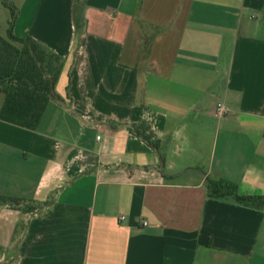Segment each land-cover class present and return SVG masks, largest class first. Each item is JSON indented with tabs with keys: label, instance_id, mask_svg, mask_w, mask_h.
I'll return each instance as SVG.
<instances>
[{
	"label": "crops",
	"instance_id": "1",
	"mask_svg": "<svg viewBox=\"0 0 264 264\" xmlns=\"http://www.w3.org/2000/svg\"><path fill=\"white\" fill-rule=\"evenodd\" d=\"M76 1L7 0L64 68L37 130L0 121V195L37 205L0 207V264H264V212L206 189L264 196V0H85L80 34ZM142 104L160 152L108 122Z\"/></svg>",
	"mask_w": 264,
	"mask_h": 264
},
{
	"label": "trees",
	"instance_id": "2",
	"mask_svg": "<svg viewBox=\"0 0 264 264\" xmlns=\"http://www.w3.org/2000/svg\"><path fill=\"white\" fill-rule=\"evenodd\" d=\"M85 4V0H78L75 4V22L79 34L85 26L80 11ZM0 6L11 11L7 36L0 35V95L3 99L0 121L35 131L41 124L49 104L60 99L55 88L64 68V59L31 37L15 36L17 9L7 0H0ZM141 107L145 117L138 123L124 125L110 120L108 122L113 127H127L133 135L160 152V139L146 117L147 109L143 104ZM101 119L103 117L97 118ZM162 159L164 160L163 157ZM162 173L166 177L164 171ZM206 189L211 199L232 202L244 208L264 212V196H242L238 193L237 186L223 180L209 179ZM7 205L25 214L34 212L37 206L0 195V207Z\"/></svg>",
	"mask_w": 264,
	"mask_h": 264
},
{
	"label": "rangeland",
	"instance_id": "3",
	"mask_svg": "<svg viewBox=\"0 0 264 264\" xmlns=\"http://www.w3.org/2000/svg\"><path fill=\"white\" fill-rule=\"evenodd\" d=\"M13 1H15V2L20 1L21 2L22 0H13ZM8 2L11 3V0H8ZM0 9H4V8H2V6H0ZM6 9L7 8H5L4 10H1L2 12H0V13H2V14H0V35H2V36H3V30L6 28V26H8V28H9V22L11 20V16H10L11 11H9V9H7V10Z\"/></svg>",
	"mask_w": 264,
	"mask_h": 264
},
{
	"label": "built area",
	"instance_id": "4",
	"mask_svg": "<svg viewBox=\"0 0 264 264\" xmlns=\"http://www.w3.org/2000/svg\"><path fill=\"white\" fill-rule=\"evenodd\" d=\"M228 110L225 108V106L222 103H219L217 105L215 116L218 118H222L227 114ZM98 140H101L100 137H98ZM125 217H122L121 220H124ZM144 225H147V223H144Z\"/></svg>",
	"mask_w": 264,
	"mask_h": 264
}]
</instances>
